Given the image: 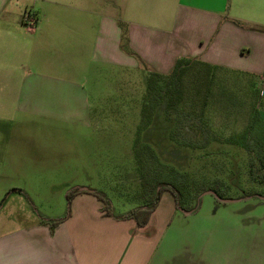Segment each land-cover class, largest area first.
Segmentation results:
<instances>
[{
	"label": "rangeland",
	"instance_id": "1",
	"mask_svg": "<svg viewBox=\"0 0 264 264\" xmlns=\"http://www.w3.org/2000/svg\"><path fill=\"white\" fill-rule=\"evenodd\" d=\"M132 2L0 0V229L20 225L24 221L15 220L20 217H64L66 195L80 188L101 194L114 215L129 213L143 203L139 173L163 166L165 183L168 168L187 173L188 180L202 168L206 180L195 182L221 177L235 201L216 203L214 194H200L190 214L178 210L167 245L204 259L208 247L224 248L260 262L264 186L258 181L264 171L262 177L249 174L257 160L241 147L246 143L241 135L252 124L250 106L258 109L264 100V86L234 72H215L202 121L236 143H224L210 165L207 157L186 150L194 139L189 124L171 122L181 118L180 108L166 115L168 123L155 117L142 136L165 164L140 145L134 156L150 72L123 36L131 22L152 24L153 10H145V0L134 7Z\"/></svg>",
	"mask_w": 264,
	"mask_h": 264
},
{
	"label": "crops",
	"instance_id": "2",
	"mask_svg": "<svg viewBox=\"0 0 264 264\" xmlns=\"http://www.w3.org/2000/svg\"><path fill=\"white\" fill-rule=\"evenodd\" d=\"M195 1L145 0V10H153V23H130L129 49L149 72L167 75L176 60L196 58L215 72H234L264 86V0H234L230 6V0H216L215 6L209 5L215 0ZM132 3L134 7L139 0ZM256 112L261 123L264 100ZM259 199L264 202V196ZM101 207L91 194L75 195L67 215L42 218L62 220L52 231L39 218L15 219L24 222L0 229V264H264V259L248 261L241 252L224 248L208 247L204 259L167 245L178 212L170 194L162 196L141 228L119 219L127 213L107 217Z\"/></svg>",
	"mask_w": 264,
	"mask_h": 264
},
{
	"label": "trees",
	"instance_id": "3",
	"mask_svg": "<svg viewBox=\"0 0 264 264\" xmlns=\"http://www.w3.org/2000/svg\"><path fill=\"white\" fill-rule=\"evenodd\" d=\"M123 40L127 44L125 36H123ZM215 71L216 69L213 66L203 63L196 58H181L176 60L167 75L154 72L149 73L146 79L145 92L147 102L142 107L141 123L136 129L134 156H137L138 150L136 148L140 145V150L149 151L152 157H156L160 162L164 163L161 161L160 156L156 155L151 146L146 144V140H143L142 136L150 128L155 117H163L166 123H168L170 119L166 115L179 108L181 118L176 117L171 122L175 126L183 125V123L189 124L188 128L191 130L194 139H192L191 145L186 147V150L195 152L190 156L207 157L206 164L210 165L212 157L217 154L220 155L222 152L221 148L224 146V143H236L235 140H231L230 138L221 139L208 126H205L206 124L204 125L202 121V116L211 98ZM249 92L254 95L253 91ZM158 110L159 114L164 113V115H157ZM250 111V115L252 114V124L250 123L247 131L241 135L243 140L246 141L241 147L250 151L251 154L254 152V159L255 161L257 160L254 166L251 161L250 167H248L249 174L255 172L256 175L259 174L262 177L261 173L264 171V128L258 127L259 118L254 103L250 106ZM253 124L254 126H252ZM253 128H255V133L251 132ZM252 141L254 142L253 146H251ZM256 168L259 171H256ZM210 171H214L215 174L223 173L222 169L213 170L212 167H210ZM167 172L169 176L165 180V183L163 182V166H156L151 171L139 173L142 189L140 197L143 203L139 208L130 211L119 219L132 220L138 228L144 227L156 209L160 197L164 192H168L172 196L177 210L185 212L193 211L195 209L193 201L206 191L212 192L215 197L220 199L229 198L227 194L231 190V187L221 177H218L213 182H208V184L195 182L198 178L206 180L207 170H202V168L199 171L197 170L196 174L190 175V180L187 178L189 177L187 173L176 174L171 168H168ZM176 175H180V179L177 182ZM250 181H252L251 178ZM258 184L264 186V180H259ZM81 193L93 195L102 204L101 212L107 217H112L109 202L101 194L91 190L79 191L76 189L69 192L66 195L68 211L72 198ZM61 221L60 219L50 221L40 219L39 223L48 225L50 231H52Z\"/></svg>",
	"mask_w": 264,
	"mask_h": 264
},
{
	"label": "water",
	"instance_id": "4",
	"mask_svg": "<svg viewBox=\"0 0 264 264\" xmlns=\"http://www.w3.org/2000/svg\"><path fill=\"white\" fill-rule=\"evenodd\" d=\"M81 190V189H80ZM82 190H85V189H82ZM205 194H211V195H213V193L212 192H210V191H208V192H206ZM217 198V197H216ZM217 200L219 201V202H222V203H227V202H231L230 200H226V199H220V198H217ZM181 212H183V213H187V212H185V211H182V210H180Z\"/></svg>",
	"mask_w": 264,
	"mask_h": 264
}]
</instances>
